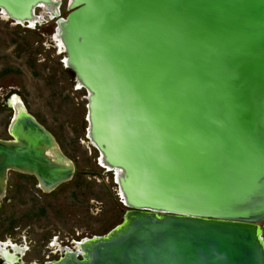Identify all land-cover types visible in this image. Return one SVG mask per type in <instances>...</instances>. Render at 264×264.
Returning a JSON list of instances; mask_svg holds the SVG:
<instances>
[{"label":"water","instance_id":"95a60500","mask_svg":"<svg viewBox=\"0 0 264 264\" xmlns=\"http://www.w3.org/2000/svg\"><path fill=\"white\" fill-rule=\"evenodd\" d=\"M40 1L0 6L31 15ZM73 1L66 32L94 92L88 128L125 166L136 207L68 263L264 264V0ZM14 118L0 174L41 190L43 177L50 190L70 181L74 165L63 173L38 148L48 132L28 118L40 137L15 136Z\"/></svg>","mask_w":264,"mask_h":264},{"label":"rangeland","instance_id":"374dc122","mask_svg":"<svg viewBox=\"0 0 264 264\" xmlns=\"http://www.w3.org/2000/svg\"><path fill=\"white\" fill-rule=\"evenodd\" d=\"M60 3L64 19L71 11L68 0ZM42 14L36 8L35 15ZM55 28V20L29 28L0 11V140L11 139L7 129L13 113L7 103L14 96L74 165L73 178L50 193L39 189L33 176L8 172L0 203V243L20 246L26 242L29 251L24 264L57 260L58 255L48 249L51 239L58 238L52 246L66 248L105 236L122 223L127 211L117 197L112 173L99 166V154L88 140V97L62 64L65 55L53 40ZM259 225L264 238V220ZM70 240L73 243L68 245Z\"/></svg>","mask_w":264,"mask_h":264},{"label":"bare ground","instance_id":"6f19581e","mask_svg":"<svg viewBox=\"0 0 264 264\" xmlns=\"http://www.w3.org/2000/svg\"><path fill=\"white\" fill-rule=\"evenodd\" d=\"M58 2H59V0H41L39 2V5L42 7V9H44L45 11H48V12H46L47 15H50V11H54L57 9L56 6H57ZM72 3H74L73 0H68L69 6H71ZM0 5H1V2H0ZM73 10L74 9H71V10H69V12L70 11L72 12ZM0 11H1L2 15H4L9 20L15 21V22L21 23V24L23 23L24 25L29 23L32 26V24L35 22V19L37 18V16L35 15V12L32 13L31 15L16 14L15 12H10L9 8L5 5L0 6ZM9 17L14 18V20H12ZM58 18H59L58 23H55L57 28L55 31L54 40H55L57 47L60 50V54L65 55L64 56V64L66 66V69L70 70L73 73L74 77H75V72L72 71V68H74L76 70V72L78 73V81H75V83L78 85V88L80 90L85 91L86 96L90 99V100L88 98L86 99L87 104L90 103L89 107H87V109H86V116H88V111H90L91 107H92L91 96L94 95V92H92L93 90L88 86V84H86L84 78L82 77V73L79 70L80 68H79L78 64H75V62H74V58H73L74 54L72 52V46H70V44H69V39H71V38L68 35V33L66 32V24H68V20H66V18L61 19L60 15ZM54 20H56V19H54ZM68 46H70L71 48H69ZM9 107L12 110L13 114L15 112V118L13 119V124L10 127V131L13 135L16 136L17 133L22 132V133L27 134L28 136L31 135V136L35 137V139L40 137L39 133L36 131L37 129H33L32 131H29L28 128H30V127L25 126L27 124L26 120L28 118H33L36 122H37V120L27 112L24 105L22 104V102L19 99L15 98V97L12 98L9 102ZM88 120L89 121L86 120V123H87L86 133H87L88 140L90 141V145L94 149H96V151L99 154V160H98L99 166H101V168L104 169L105 172L112 173V176L114 178V183L117 186V191L119 192V196H117V197L121 200L122 205L127 208L126 216H128V214H129L128 211L131 210L132 208L136 207L135 205H133V204H136V202H134L132 200L130 192H129L130 180L128 177L126 178V176H127L126 174L128 172L126 173V169L124 168L125 166H122L120 163L116 162V159H114L115 157H114V153L112 152V148L107 149L108 151L104 150V147L107 148V146L100 144V140L97 139V136H95V134L93 133V126L92 125H90V127L88 128L89 123L91 124L90 116L88 117ZM24 126H25V128H24ZM44 130L47 131L45 128H44ZM48 134L50 135V139H48V138L43 139L44 140L43 143L40 144V146H38V148L43 151L44 157L48 160V162L50 164H53L54 166H56L63 173H66V172L69 173L70 172V166H71L72 162L70 160H68L64 156V154L61 152V150H60L59 146L57 145V143L55 142V139L53 138V136L49 132H48ZM33 137H32V140L35 141V139ZM112 140H114V138H112ZM1 141H3V140H1ZM9 141H11V140H9ZM108 141L109 142L111 141V139H109V137H108ZM18 142H19V140H16L15 143H13V142H9V143H12V145L13 144L15 145V144H19ZM119 147H121V146L119 145ZM17 169H19V170H23V169L31 170V168H29V167H23V168L17 167ZM8 172H10V171L6 172L5 178H4V176H2V174H0V190L3 189V194L0 193V198H1L0 203L3 200V198L5 197ZM13 172H15V171H13ZM17 173H19V172H17ZM25 175H27V174H25ZM29 176H31V175H29ZM51 180L52 179H48V178H44V177L42 178L40 187H42L43 192L50 193L62 185L61 184L58 187L54 188L53 190H50L49 189V183ZM145 210H147V209H145ZM263 220H261V221H263ZM106 235L103 237H92L91 239L86 238V239H83L80 242L75 243V244H72L73 242H71L72 248L66 247L63 249L58 244L57 245L54 244L52 247H56V249L58 248L61 252H64L63 257L61 259H59L58 261L48 260L46 264H69L67 260L71 256L76 257V259H78V260H81L82 255H86V253H87L86 244L92 240H103L106 238ZM262 241H263V239H262ZM263 243H264V241H263ZM52 244H53V242H52ZM0 245H1L0 246V257L4 260V262L6 264H15V262H17L15 255L18 252L20 254H23L24 248L22 250H20L13 244H11V246L6 245V244H3V245L0 244ZM6 246H10V248L12 250L10 248H7L9 250L8 251L6 249ZM53 261H56V262H53Z\"/></svg>","mask_w":264,"mask_h":264},{"label":"flooded vegetation","instance_id":"af4514ba","mask_svg":"<svg viewBox=\"0 0 264 264\" xmlns=\"http://www.w3.org/2000/svg\"><path fill=\"white\" fill-rule=\"evenodd\" d=\"M37 181V180H36ZM38 187V186H37ZM54 240H58V238H54V239H51V241H50V244L48 245V249H50L51 250V254L53 255V254H57L58 255V257H57V260L56 261H58V258L60 257V259L63 257V253L64 252H61L60 254H59V251H58V249H52V241H54ZM73 240H70V241H68L67 242V244L69 245L71 242H72ZM59 243L60 244H63V245H65L64 244V242L63 241H59ZM0 244H2V243H0ZM15 244H17V243H15ZM67 244H66V246H67ZM73 244H75V242L73 243ZM3 245V244H2ZM6 245H10L11 246V244H6ZM20 246H17V245H15L18 249H20V250H22L23 248L25 249H23V254H20L19 252L15 255V257H16V261L17 262H15V264H24V260H23V257H25L26 256V253L29 251V247L27 246V243L26 242H23L22 244H19ZM1 246V245H0ZM10 246H6V249L7 248H10ZM51 247V248H50ZM61 247V246H60ZM70 248H72V246H70ZM11 249V248H10ZM64 249V248H63ZM8 250V249H7ZM12 250V249H11ZM9 251V250H8ZM55 261V262H56ZM47 262H45V264H46ZM0 264H6L5 262H4V260L0 257Z\"/></svg>","mask_w":264,"mask_h":264},{"label":"built area","instance_id":"2783aa9c","mask_svg":"<svg viewBox=\"0 0 264 264\" xmlns=\"http://www.w3.org/2000/svg\"><path fill=\"white\" fill-rule=\"evenodd\" d=\"M61 0H59V4H58V14L60 15V5H61ZM42 13L44 14H42V15H37V18L39 19L38 21H36L35 23H34V25L32 26V27H34L37 23H41V22H44V21H46V22H48L49 20H54L55 18H53V17H51L50 15H47V13L46 12H43L42 11ZM45 17H49V19L48 20H44V18ZM56 23V22H55ZM26 26H29V27H31V25L30 24H26ZM54 36H55V33H54V35H53V40H54ZM63 60H64V58H63ZM63 60H62V64H63V66L65 67V64H64V62H63ZM261 238L263 239V241H264V238L262 237V234H261Z\"/></svg>","mask_w":264,"mask_h":264}]
</instances>
